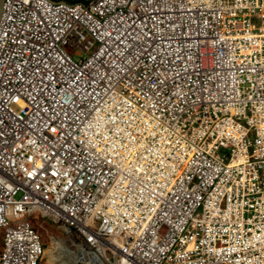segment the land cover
Instances as JSON below:
<instances>
[{
    "label": "built area",
    "instance_id": "obj_1",
    "mask_svg": "<svg viewBox=\"0 0 264 264\" xmlns=\"http://www.w3.org/2000/svg\"><path fill=\"white\" fill-rule=\"evenodd\" d=\"M38 212L85 264H264V0H5L0 264Z\"/></svg>",
    "mask_w": 264,
    "mask_h": 264
},
{
    "label": "rangeland",
    "instance_id": "obj_2",
    "mask_svg": "<svg viewBox=\"0 0 264 264\" xmlns=\"http://www.w3.org/2000/svg\"><path fill=\"white\" fill-rule=\"evenodd\" d=\"M75 52L78 53L77 50ZM32 222L34 228L41 235V238L44 242V248L46 249L45 258L41 261L40 264H85L84 260L81 258V255H79V257L77 256L76 260L73 258L72 255L76 254V252L71 245H68L66 248L62 247V249L65 250L62 251L61 249V251L65 253L64 256H62L63 260L58 259L55 263H51L50 258L47 254L51 253L53 249H55V241L57 239H61V237H64L65 232L64 230L60 229L52 220L44 218L40 212L34 215V217L32 218ZM1 235L2 234L0 233V251H3V249H1ZM67 255L69 256V258Z\"/></svg>",
    "mask_w": 264,
    "mask_h": 264
},
{
    "label": "bare ground",
    "instance_id": "obj_3",
    "mask_svg": "<svg viewBox=\"0 0 264 264\" xmlns=\"http://www.w3.org/2000/svg\"><path fill=\"white\" fill-rule=\"evenodd\" d=\"M145 156H146L145 154H137L133 158L129 159V161L131 163H135L137 160L143 159ZM108 195H109V198L112 199V200H116L117 199V195H115L114 193H110ZM139 199H141L140 201H142V202H147V197L146 196L145 197H139ZM61 244L62 245L64 244V240H62V239L56 240L55 241V249H53V251L51 253L47 254L49 256V258H50V262L51 263H55L58 259L63 260L62 256H64L65 253L61 251V249H62L61 248ZM79 255H81V254H79ZM68 258H69V256H68ZM64 259H66V258H64Z\"/></svg>",
    "mask_w": 264,
    "mask_h": 264
},
{
    "label": "water",
    "instance_id": "obj_4",
    "mask_svg": "<svg viewBox=\"0 0 264 264\" xmlns=\"http://www.w3.org/2000/svg\"><path fill=\"white\" fill-rule=\"evenodd\" d=\"M4 3H5V0H0V17L2 14V10L4 9Z\"/></svg>",
    "mask_w": 264,
    "mask_h": 264
},
{
    "label": "clouds",
    "instance_id": "obj_5",
    "mask_svg": "<svg viewBox=\"0 0 264 264\" xmlns=\"http://www.w3.org/2000/svg\"><path fill=\"white\" fill-rule=\"evenodd\" d=\"M62 245V244H61Z\"/></svg>",
    "mask_w": 264,
    "mask_h": 264
}]
</instances>
